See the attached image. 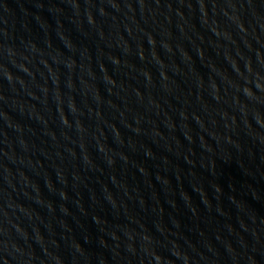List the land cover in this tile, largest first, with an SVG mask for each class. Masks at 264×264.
Segmentation results:
<instances>
[{
	"label": "water",
	"instance_id": "1",
	"mask_svg": "<svg viewBox=\"0 0 264 264\" xmlns=\"http://www.w3.org/2000/svg\"><path fill=\"white\" fill-rule=\"evenodd\" d=\"M0 264H264V0H0Z\"/></svg>",
	"mask_w": 264,
	"mask_h": 264
}]
</instances>
